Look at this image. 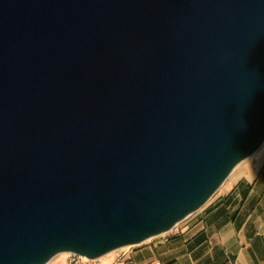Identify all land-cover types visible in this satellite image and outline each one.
<instances>
[{
  "label": "water",
  "instance_id": "95a60500",
  "mask_svg": "<svg viewBox=\"0 0 264 264\" xmlns=\"http://www.w3.org/2000/svg\"><path fill=\"white\" fill-rule=\"evenodd\" d=\"M264 144V0H0V264L173 229Z\"/></svg>",
  "mask_w": 264,
  "mask_h": 264
},
{
  "label": "crops",
  "instance_id": "0c3cea01",
  "mask_svg": "<svg viewBox=\"0 0 264 264\" xmlns=\"http://www.w3.org/2000/svg\"><path fill=\"white\" fill-rule=\"evenodd\" d=\"M104 263L264 264V152L166 242Z\"/></svg>",
  "mask_w": 264,
  "mask_h": 264
},
{
  "label": "rangeland",
  "instance_id": "374dc122",
  "mask_svg": "<svg viewBox=\"0 0 264 264\" xmlns=\"http://www.w3.org/2000/svg\"><path fill=\"white\" fill-rule=\"evenodd\" d=\"M258 150L254 154H256L258 152ZM258 154H256L255 156L251 155L250 157H247L246 159L241 161L234 168V170L231 172V174L229 175V177L227 178L225 183L219 188L218 191H220L222 188H224L227 185V183H229V181L234 179L242 171L243 168L251 166L256 161V158H257ZM198 211H199V209L196 212H194L193 214L189 215L186 219H184L181 222H179L173 229H171L168 232H165V233L159 234L157 236L151 237V238L147 239L146 241H144V242H142L140 244L129 245V246H125V247H122L120 249L114 250L113 253H111L110 255H104V256H102V257H100L98 259L92 260L91 264H96V263L105 264L104 262L109 256H111V257H114V256L115 257L116 256L119 257L121 255V256L126 257L127 255L132 254L135 251H138V250H141V249H145L148 246H154L155 244L158 245L160 243L166 242L173 235H176L178 233V231H180L181 228L185 224L191 223L195 219ZM66 258H67V254L66 253H60V254L56 255L48 264H65V259Z\"/></svg>",
  "mask_w": 264,
  "mask_h": 264
},
{
  "label": "built area",
  "instance_id": "2783aa9c",
  "mask_svg": "<svg viewBox=\"0 0 264 264\" xmlns=\"http://www.w3.org/2000/svg\"><path fill=\"white\" fill-rule=\"evenodd\" d=\"M66 254H67V258L65 264H91L92 262L91 259H88L87 257L77 253L68 252ZM121 258L122 256L120 255L119 259ZM157 264H161V263H157Z\"/></svg>",
  "mask_w": 264,
  "mask_h": 264
},
{
  "label": "clouds",
  "instance_id": "9594fccd",
  "mask_svg": "<svg viewBox=\"0 0 264 264\" xmlns=\"http://www.w3.org/2000/svg\"><path fill=\"white\" fill-rule=\"evenodd\" d=\"M262 152H264V145L261 146V148L258 150L256 154L262 153ZM256 154H254L253 156H255Z\"/></svg>",
  "mask_w": 264,
  "mask_h": 264
},
{
  "label": "bare ground",
  "instance_id": "6f19581e",
  "mask_svg": "<svg viewBox=\"0 0 264 264\" xmlns=\"http://www.w3.org/2000/svg\"><path fill=\"white\" fill-rule=\"evenodd\" d=\"M111 253H113V251L112 252H109L108 254H106V255H110Z\"/></svg>",
  "mask_w": 264,
  "mask_h": 264
}]
</instances>
